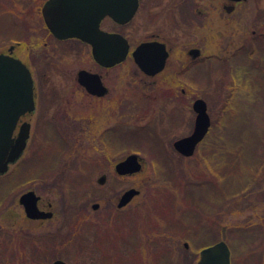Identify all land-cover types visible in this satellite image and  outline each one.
Wrapping results in <instances>:
<instances>
[{"label": "rangeland", "instance_id": "374dc122", "mask_svg": "<svg viewBox=\"0 0 264 264\" xmlns=\"http://www.w3.org/2000/svg\"><path fill=\"white\" fill-rule=\"evenodd\" d=\"M26 11V0H0V50L20 38L17 21ZM112 71L125 81L112 83L115 91L127 95L126 107L113 115V121L132 128L122 134L123 141L139 133L133 129L154 125L156 133L162 130L159 137L172 171L155 168L141 140L124 141L125 147L109 157L114 162L135 152L143 159L140 171L119 177L105 161L98 162L92 147L78 146L65 137L62 142L67 144H61L51 128L46 129V139L37 134L46 119L61 127L90 111L77 105L87 98L64 94L68 81L51 71L56 89L42 90L34 114L37 123L19 166L0 176V264H51L57 258L67 264H195L199 250L218 240L227 243L230 264H264V72L250 75L224 65L213 75L191 76L189 83L185 81L189 92L172 96L167 91L170 78L143 83L131 61ZM196 97L205 100L211 121L216 122L215 140L213 146L210 143L185 158L171 143L190 132L194 119L190 102ZM61 99L70 103L49 107L50 101ZM120 138L121 134L117 138L108 134L105 140L120 145ZM224 155L231 158L230 164ZM255 156L261 161L255 182L239 185L243 172L251 168L246 163L251 164ZM104 163L106 168L101 167ZM103 172L106 180L98 184ZM199 180L204 183L197 188ZM75 184L76 191L70 195L67 188ZM191 185L199 190H190ZM129 187L139 189L138 195L116 209L119 195ZM28 189L40 195L41 205L52 202L51 219L40 222L25 217L18 197ZM93 202L100 203L98 209H91ZM12 227L16 231L7 230ZM43 246L47 255L37 262L34 254L37 257Z\"/></svg>", "mask_w": 264, "mask_h": 264}, {"label": "flooded vegetation", "instance_id": "af4514ba", "mask_svg": "<svg viewBox=\"0 0 264 264\" xmlns=\"http://www.w3.org/2000/svg\"><path fill=\"white\" fill-rule=\"evenodd\" d=\"M46 1L26 0L25 16L17 21L20 38L13 40L5 51L0 50L19 58L28 67L34 100V109L19 117L13 132V135L18 133L22 122L28 124L25 148L0 176L9 173L11 166L15 165L16 169L19 166L37 123L34 114L42 90L56 89L57 85L51 81V71H58L68 81L63 85L64 94L79 93L87 98V101H77V105L86 106L90 111L85 116L75 115L61 127L46 119L36 133L46 139V129L51 128L61 144L66 145L62 140L68 138L78 146L92 147L105 155L118 154L117 151L125 147L126 139L123 141L122 134L126 133L127 125L121 120L113 121V115L124 105L126 107L127 95L124 90L115 91L112 86L113 81L125 83L124 76L121 78L112 73L123 62H133L143 83L153 85L158 77L170 78L167 91L182 94L189 92L185 81L189 83L192 75H213L224 65L236 66L250 75L264 72V0H116V4L111 3L112 0H103L104 12L96 11V0H92L94 4L90 8H78L72 13L75 32L72 35L64 28L56 32L49 28L46 19L63 27L59 20L62 11L47 10L44 17L42 7ZM15 26L14 34L17 33ZM150 44L155 50L153 55L149 53ZM141 49L147 50L148 54L138 55ZM158 51L165 52V61L162 69L155 73L146 72L135 62L137 58L160 55ZM112 58L121 60L114 64L99 61ZM50 102L49 107L70 103L65 99ZM108 134L115 138L121 134L120 145L105 140ZM172 148L180 154L173 145ZM162 151L165 153L164 148ZM124 156L114 162L103 161L111 166L114 175L121 177L123 175L114 171V165ZM141 161L143 164L142 158ZM103 165L106 168L105 163ZM101 174H105L106 180V173ZM31 190L38 196V209L51 214L29 219L40 222L51 219L54 216L52 202L41 205L40 195ZM254 229L260 231L258 227ZM7 230L16 231V228Z\"/></svg>", "mask_w": 264, "mask_h": 264}, {"label": "water", "instance_id": "95a60500", "mask_svg": "<svg viewBox=\"0 0 264 264\" xmlns=\"http://www.w3.org/2000/svg\"><path fill=\"white\" fill-rule=\"evenodd\" d=\"M111 3L116 4L117 1L112 0ZM93 4L92 0H47L42 7V12L45 17L47 10L62 11V17L59 20L62 22L63 27H59L55 22H48L46 19L47 24L53 32L64 28L65 32L72 35L75 34L72 13L78 8L80 10L88 9ZM95 5L97 6L96 11L104 12L102 11L105 9L103 0H96ZM150 48L149 53L151 55L155 54L152 44H150ZM147 52V50L141 49L137 54L146 56ZM157 53L160 55L152 58H137L135 62L146 72L155 73L162 69L165 61V52L158 51ZM120 60L116 58L99 59L101 63L106 64H114ZM32 85L31 74L27 66L19 58L0 53V173H4L8 168V164L15 162L25 148L29 136L28 124L22 122L15 136H13V131L19 117L34 109ZM191 107L195 113L191 132L175 139L172 143L174 149L186 157L193 155L196 145L204 138L211 124L207 105L203 98H194ZM141 169L142 161L136 153H128L114 165V171L120 175L133 174ZM96 182L103 184L105 174H101ZM138 193L139 189L135 187L123 190L117 199L116 207L122 208ZM37 200L38 196L31 189L24 191L18 197V202L23 206L25 215L28 218L50 216V212L38 209ZM98 206V202H93L90 205L93 210L97 209ZM184 246L187 247V244L185 243ZM51 264L67 263L63 259L57 258ZM195 264H230V249L227 243L224 240H218L202 247L199 250Z\"/></svg>", "mask_w": 264, "mask_h": 264}, {"label": "trees", "instance_id": "16d2710c", "mask_svg": "<svg viewBox=\"0 0 264 264\" xmlns=\"http://www.w3.org/2000/svg\"><path fill=\"white\" fill-rule=\"evenodd\" d=\"M192 76H196V75H192ZM198 76H200V75H198ZM206 77V76H205ZM207 83H208V81H207ZM176 93H179V94H181L180 92H175V93H170L172 96L174 95V94H176ZM178 118V117H177ZM176 118V119H177ZM180 121V119L178 120V122ZM215 121H212V124H211V127H210V130H209V132L207 133V135L205 136V138L198 144V146H197V149L200 151V150H202L203 148H204V146H206V145H208V144H212V146L214 145V140H215V138H214V134H215V132L213 133V130H214V128H215ZM149 124H151V123H149ZM127 129H132L131 127H129V128H127ZM134 130H137V132H139L138 134H136V135H131V136H129L128 138L126 137L125 139H126V142H128V143H132L133 141H135V140H141V141H143V142H145L144 144L147 146V154H149L151 157H152V159L153 160H151L152 161V163L154 164V167L156 168V166L157 167H160V166H163L164 168H165V170L167 171V173L168 172H171L172 171V169L173 168H171L172 167V162H171V160H170V158H168L169 156L166 154V153H164L163 151H162V148H163V143L161 142V137H159L161 134H162V130H160L159 131V133L157 134L155 131H154V125H147V126H144V127H138V128H135V129H133V131ZM132 131V130H131ZM134 132H136V131H134ZM130 134V133H129ZM215 143H216V141H215ZM127 147H128V145H127ZM249 147H253V145H250L249 144ZM248 147V148H249ZM207 147H205V149H206ZM246 149H247V147H246ZM64 150V149H63ZM150 151V152H149ZM98 153H100V152H97V151H95V153L94 154H96L97 155V159H98V162L99 163H101V162H103V160L105 159V160H108L109 159V157L112 155H105V154H103L102 153V155H100V154H98ZM59 155H60V153H58ZM218 154H221V152L220 153H218ZM95 155V156H96ZM95 156H90L91 157V159L93 158V157H95ZM219 157H220V155H219ZM224 157V159H225V163H227V164H230V162H232V160H231V158H227L228 156H223ZM96 159V158H95ZM226 159H227V161H226ZM253 159V161H251V164H249V162L248 163H246V165L245 166H249V167H251L250 169H246V171H244L243 172V174H245V175H242V180L240 181V183H239V185L240 184H247V183H250V184H252V183H254L255 182V178H256V175H257V173H258V171H259V166L261 165V161L259 160V158H256V156L254 157V158H252ZM110 161H113V160H110ZM219 161H220V164L222 165L223 163H222V161H223V159L222 160H220L219 159ZM259 161V162H258ZM88 164V163H87ZM86 164V165H87ZM101 165V164H100ZM95 166L96 165H94V168H95ZM104 165L102 164L101 165V167H103ZM223 166H225V167H228V166H226V165H223ZM56 166H52V168H55ZM84 167H86L85 165H84ZM241 173V172H240ZM211 174V173H210ZM212 175V174H211ZM212 176H214V175H212ZM58 178H61V175H59V177ZM73 180V179H72ZM87 181V180H86ZM67 182V181H66ZM63 183V182H62ZM196 184H195V186L197 187V188H199V187H201V185L203 186V183H204V181H201V180H199V181H197V182H195ZM222 184V183H221ZM62 185L63 184H61V189H62ZM76 185V184H75ZM75 185H72V186H68V190H69V194L70 195H72V193H74V191H76V187H77V185L75 186ZM75 186V187H74ZM92 188V187H91ZM89 189L90 191L89 192H93L94 191V189L92 188V189ZM189 189L190 190H192V191H195V192H197L199 189H196L195 190V188L191 185L190 187H189ZM83 197H87L86 195L85 196H83ZM41 248V250H39L38 252H37V254H38V256L36 257V255L34 254V256H35V259L37 260V262L38 261H41L42 262V258H43V256H45V255H47V250H46V248L43 246V247H40ZM184 259L185 260H187V257H184Z\"/></svg>", "mask_w": 264, "mask_h": 264}, {"label": "bare ground", "instance_id": "6f19581e", "mask_svg": "<svg viewBox=\"0 0 264 264\" xmlns=\"http://www.w3.org/2000/svg\"><path fill=\"white\" fill-rule=\"evenodd\" d=\"M15 127H16V125H15ZM14 130H16L15 128H14ZM14 132V131H13ZM186 158H190V156H188V157H186ZM92 204V203H91Z\"/></svg>", "mask_w": 264, "mask_h": 264}]
</instances>
